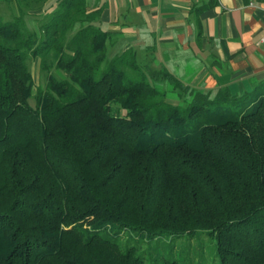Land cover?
<instances>
[{
    "label": "trees",
    "instance_id": "16d2710c",
    "mask_svg": "<svg viewBox=\"0 0 264 264\" xmlns=\"http://www.w3.org/2000/svg\"><path fill=\"white\" fill-rule=\"evenodd\" d=\"M0 1L18 13L0 17V264H180L202 236L213 264H264V83L206 91L109 56L86 0H35L41 35L27 0Z\"/></svg>",
    "mask_w": 264,
    "mask_h": 264
},
{
    "label": "crops",
    "instance_id": "0c3cea01",
    "mask_svg": "<svg viewBox=\"0 0 264 264\" xmlns=\"http://www.w3.org/2000/svg\"><path fill=\"white\" fill-rule=\"evenodd\" d=\"M86 2L111 34L110 56L129 50L138 64L150 61L206 91L242 96L264 83V0Z\"/></svg>",
    "mask_w": 264,
    "mask_h": 264
},
{
    "label": "rangeland",
    "instance_id": "374dc122",
    "mask_svg": "<svg viewBox=\"0 0 264 264\" xmlns=\"http://www.w3.org/2000/svg\"><path fill=\"white\" fill-rule=\"evenodd\" d=\"M26 4L29 6L24 7L22 4V8L25 11V15L23 17V24L27 31L36 32L37 34L41 35V26L45 24V21L49 18V13L53 11L52 9L45 8L51 1L46 3L36 2L35 0H27ZM18 15L16 10V2L13 1L11 3L1 2L0 1V17L3 21H12L14 17ZM109 54V53H108ZM110 56V55H109ZM140 64V68L145 71H158L160 70L159 67L154 66L150 61L146 62L145 60L138 61ZM146 62V65H145ZM30 64V72L33 76L35 86L44 88L46 83V76L45 73L40 69V60L35 59L29 62ZM52 74L57 78H63V74L60 71L53 70ZM165 86V85H164ZM33 92H36L33 90ZM29 104L31 106L35 105L34 98L29 100ZM203 238V239H202ZM199 242H196L194 237L188 239L186 242V238H182L179 242H176L174 245L175 249V258L179 260L180 264H213L214 260V243L210 239H204L205 236H202ZM142 248L147 249L146 244L142 245ZM196 250H195V249ZM195 253H194V251ZM196 256L194 258L191 256ZM149 260L150 257L153 256L152 251L148 253ZM146 256V258H147ZM195 259V260H194ZM147 262V261H146Z\"/></svg>",
    "mask_w": 264,
    "mask_h": 264
},
{
    "label": "built area",
    "instance_id": "2783aa9c",
    "mask_svg": "<svg viewBox=\"0 0 264 264\" xmlns=\"http://www.w3.org/2000/svg\"><path fill=\"white\" fill-rule=\"evenodd\" d=\"M260 42H264V37H262V38L260 39Z\"/></svg>",
    "mask_w": 264,
    "mask_h": 264
}]
</instances>
